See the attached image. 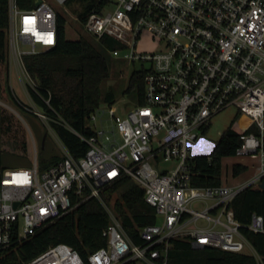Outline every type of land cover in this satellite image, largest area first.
I'll use <instances>...</instances> for the list:
<instances>
[{"label":"built area","instance_id":"obj_1","mask_svg":"<svg viewBox=\"0 0 264 264\" xmlns=\"http://www.w3.org/2000/svg\"><path fill=\"white\" fill-rule=\"evenodd\" d=\"M9 1V52L23 64L25 55L57 44L59 9L49 0L32 9ZM68 1L56 0L62 7ZM83 24L97 39L109 35L120 41L122 49H129L123 58L141 63L144 102L124 116L109 105L108 129L96 124L99 108L93 112L89 126L94 133L86 138L76 132L89 146L79 159L65 147L64 157L45 170L39 168L37 153L30 166L0 164V251L19 246L86 200L103 202V189L129 176L162 220L140 229L144 243L139 245L107 207L111 223L103 235L108 243L89 254L90 264H167L176 237L189 238L194 248L249 249L246 253L261 260L229 204L264 177V0H99ZM145 32L158 42L153 52L138 50ZM122 49L111 53L119 56ZM230 106L244 115L246 128H257L258 134L240 136L237 149L239 157L258 158L257 172L240 186H194L189 168L194 143L212 117ZM162 158L177 163L161 169ZM194 202L204 206L196 208ZM251 219L247 228L264 232L263 215ZM23 264L87 262L69 244L58 243Z\"/></svg>","mask_w":264,"mask_h":264},{"label":"trees","instance_id":"obj_2","mask_svg":"<svg viewBox=\"0 0 264 264\" xmlns=\"http://www.w3.org/2000/svg\"><path fill=\"white\" fill-rule=\"evenodd\" d=\"M16 2L24 9L35 7V0ZM98 2L99 0H69L67 6L81 4L82 10L78 13L83 24L93 8L98 7ZM9 25L10 1L0 0V77L3 66L9 62ZM66 26L67 17L59 11L57 44L40 53L25 55L23 62L35 83V87L28 85L32 101L51 118V126L59 139L70 154L79 159L89 146L76 132L86 138L94 133V129L89 126V119L100 108L103 97L101 86L111 75L110 52L122 49L124 45L109 35L93 40L82 37L68 39ZM5 71L8 75L9 68ZM144 72L143 69L134 70L125 89L127 92H137V105L144 102ZM3 94L11 97L20 108H27L12 88L7 87ZM114 99V91L107 90L106 102L113 105ZM22 129L13 115L0 104V164H3L4 157L8 154L3 141L12 137L17 140V148L23 158L19 162L24 166L32 165V148L30 149ZM256 131L255 126L246 128L244 122L231 125L209 153L192 156L189 161L191 184L205 188L223 185L224 160L237 156L242 134ZM62 158L56 154L50 157L39 154V168L45 170ZM231 170L233 176L238 177L248 170V166L241 162L234 163ZM122 188L124 191L120 193ZM102 200L103 202L96 197L86 200L55 223L31 235L19 246L1 250L0 264H23L58 243L69 244L90 264L89 254L108 243L103 235L111 223L107 207L123 223L126 234L136 244L142 245L144 241L140 237V229L144 225L157 223L156 210L145 201L144 189L131 177L125 176L103 189ZM73 202H77L76 197H73ZM229 207L233 209L236 219L242 222V232L261 260L246 252L224 251L211 246L194 248L189 238L176 237L169 244L167 264H264V232L255 233L247 228L253 214H262L264 218V190L258 185H249L231 200ZM163 248L164 245H161L160 249ZM136 263L137 261H128L124 264Z\"/></svg>","mask_w":264,"mask_h":264},{"label":"rangeland","instance_id":"obj_3","mask_svg":"<svg viewBox=\"0 0 264 264\" xmlns=\"http://www.w3.org/2000/svg\"><path fill=\"white\" fill-rule=\"evenodd\" d=\"M55 5L59 11L64 13L67 17V37L68 39H76L79 37L86 39H94L95 37L87 32L84 24L80 22L79 13L82 9L81 4L74 3L71 7L59 6L56 0H49ZM22 48H26L27 45L21 44ZM159 47L158 42L153 40L151 34L145 32L139 38L138 50L141 52H153ZM129 49H122L119 56H115L110 52V77L103 82L101 90L103 91V97L101 99L98 119L96 124L99 128L108 129L111 127V117L109 113V104L105 100V94L107 90H112L115 93V99L113 105L118 108V115L124 116L127 110L137 105V92H127L125 89L129 84L131 73L134 70H139L142 67L141 63H133L125 58L123 55L127 53ZM9 68V74L7 75L5 69ZM32 84L31 78L25 70L24 63L21 64L17 60L13 59L9 52L8 65H4L1 71L0 77V104L4 106L17 120L19 125L24 129L26 139L29 142L30 149L32 150V156L37 153L50 157L53 154L64 157V144L57 136L56 132L51 126L50 117L40 116L38 113H43L42 109L38 107L31 99L28 91V85ZM13 89L20 101L26 104L27 108H20L16 102L8 96H4L6 88ZM101 116V117H99ZM244 115L238 111L236 106H230L222 112L212 117L209 127L206 129L198 141L194 143L192 148L193 154H207L209 153L216 143L221 139V135L231 125H236L243 122ZM258 134V131H256ZM3 147L7 151V155L4 157L3 165L10 168L23 167V163H20L21 158L18 142L16 139L10 137L3 141ZM31 158V157H30ZM33 158V157H32ZM246 161L248 163V170L240 175V177L233 176L232 166L235 162ZM39 161V160H38ZM177 161H167L164 158L160 160L157 167L161 169H172L176 165ZM258 158L253 156H236L234 158H226L223 164L224 180H227V184H233L235 181L246 179L250 181L254 178L257 172ZM124 189L120 190V193ZM193 206L196 208H202L204 205L201 202H194ZM157 216V215H156ZM162 218L157 216V223L161 222ZM202 222V221H201ZM203 223V222H202ZM246 252H251L246 249ZM141 264V262H139Z\"/></svg>","mask_w":264,"mask_h":264},{"label":"crops","instance_id":"obj_4","mask_svg":"<svg viewBox=\"0 0 264 264\" xmlns=\"http://www.w3.org/2000/svg\"><path fill=\"white\" fill-rule=\"evenodd\" d=\"M240 162L241 163H243V164H246L247 166H248V163L246 162V161H242V160H240ZM240 162H235V163H240ZM246 172V171H245ZM243 174V173H242ZM241 175V174H240ZM238 177H240V176H238ZM251 181V180H250ZM250 181H247L246 179H243V180H240V181H235L233 184H229L230 186H240L241 184H246V183H248V182H250ZM224 182L227 184V180H224ZM136 264H140L139 262H137ZM142 264V263H141Z\"/></svg>","mask_w":264,"mask_h":264},{"label":"water","instance_id":"obj_5","mask_svg":"<svg viewBox=\"0 0 264 264\" xmlns=\"http://www.w3.org/2000/svg\"><path fill=\"white\" fill-rule=\"evenodd\" d=\"M41 1L42 0H35V7H37ZM258 186H260V188L264 190V177L261 178Z\"/></svg>","mask_w":264,"mask_h":264}]
</instances>
